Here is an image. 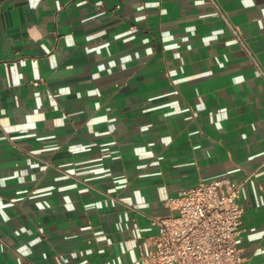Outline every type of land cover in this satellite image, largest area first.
<instances>
[{
	"label": "crops",
	"instance_id": "1",
	"mask_svg": "<svg viewBox=\"0 0 264 264\" xmlns=\"http://www.w3.org/2000/svg\"><path fill=\"white\" fill-rule=\"evenodd\" d=\"M264 71V0H218ZM245 184L264 264V77L205 0H0V264H142L149 218Z\"/></svg>",
	"mask_w": 264,
	"mask_h": 264
},
{
	"label": "built area",
	"instance_id": "2",
	"mask_svg": "<svg viewBox=\"0 0 264 264\" xmlns=\"http://www.w3.org/2000/svg\"><path fill=\"white\" fill-rule=\"evenodd\" d=\"M238 42L240 49L264 77V71L250 52L218 0H205ZM252 174L241 179L203 181L165 201L168 214L149 218L156 234L145 241L147 253L139 252L142 264H241L243 256L236 239L242 232L244 206L242 190Z\"/></svg>",
	"mask_w": 264,
	"mask_h": 264
}]
</instances>
